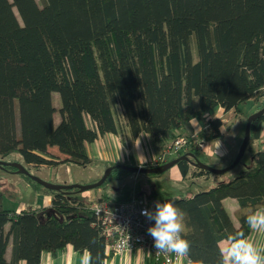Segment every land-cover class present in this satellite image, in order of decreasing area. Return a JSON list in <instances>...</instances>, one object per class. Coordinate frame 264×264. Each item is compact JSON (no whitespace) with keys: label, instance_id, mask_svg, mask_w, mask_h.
Segmentation results:
<instances>
[{"label":"trees","instance_id":"obj_1","mask_svg":"<svg viewBox=\"0 0 264 264\" xmlns=\"http://www.w3.org/2000/svg\"><path fill=\"white\" fill-rule=\"evenodd\" d=\"M247 100L255 111L264 105V0H0V160L85 166L86 145L123 128L134 138L150 135L158 154L149 167L183 154L193 160L195 145L160 159L174 131ZM205 121L198 137L218 138L221 118ZM263 122L264 115L251 122V161L240 174L161 201L186 214L194 262L218 264V242L230 232L249 234L246 216L264 206V142L251 147ZM176 165L182 177L215 175L189 160ZM112 166L101 186L130 174ZM0 170L17 173L12 165ZM18 175L50 194L51 204L16 212L4 207L0 186V264H39L42 252L67 245L104 262L102 227L82 191L49 190ZM228 197L237 201L232 214L222 203Z\"/></svg>","mask_w":264,"mask_h":264},{"label":"crops","instance_id":"obj_2","mask_svg":"<svg viewBox=\"0 0 264 264\" xmlns=\"http://www.w3.org/2000/svg\"><path fill=\"white\" fill-rule=\"evenodd\" d=\"M216 112L219 113L217 116L221 118L220 116H222L223 110L219 107L215 109L214 113ZM210 117L211 118L216 117V114L210 116L208 115L203 119H197V120H199L202 127H204L206 122L205 120ZM188 122L182 125L179 129H176L174 131V135H180V134L188 135L195 132L196 131L195 128H193L192 125H190ZM221 127H223V124ZM214 140L215 139L210 141H205V145H208V143L213 142ZM138 141H140V144L139 147H136L135 143H137ZM261 142H264V122L262 123V127H261L260 139L256 140L251 144L252 149L254 150L259 149L262 146ZM86 148L88 155L91 159V163L85 166H78L72 163H58L55 165L42 164L37 167L29 164L26 165V167H30L36 170L37 172H41L42 174H44V176L42 177L43 180L46 181L48 180L49 182L58 183V184H71V183L88 184L98 180L102 176L104 170L107 167L112 166L114 164L126 163L135 166L149 167V165H151L152 163L154 164L156 163V157L158 154L156 146L154 145V142L149 134L145 132H141L137 137L134 138L130 135V132L127 128H123L121 135L114 133H105L99 136L94 142L87 144ZM201 150L205 152L204 155H207L204 158H206L209 161H218L221 160L223 157H225L224 155L218 156L221 159L217 160V158L211 155L210 152L207 153L206 150L204 149ZM49 151L54 155L59 154L58 149L55 146L50 147ZM246 151H248L251 159V154H250L251 151L245 150V152ZM233 152L234 149L232 148V154H230V156L228 157V159L230 160L227 161L223 166L228 165L233 160L235 154V153L233 154ZM139 156H143L146 159V162L144 163L143 158ZM73 167H80L79 168L80 170H78V168H73ZM87 167L91 169L88 170L89 172L83 173V171ZM173 167L171 168V171L169 170L167 172H164L163 174L155 176L154 178L153 176L152 177L148 176L147 178H145L148 183L156 182V184H159L160 189L161 188L165 189L164 193H166V195L165 196L160 195L157 201L161 202L162 200L168 199L170 197H182V196L185 197L191 195L197 192L198 190L205 189L203 188V184L205 183L211 184L206 187L208 188L209 186H212L214 181L217 182L221 179L218 178L216 180H212L209 177L208 178H205L203 176L189 177L188 175L186 177H182L178 167L177 166L175 168ZM0 171L10 175V177H12V179H14V181L16 182L17 190L15 189L13 193L15 194L17 193L18 197L17 198L14 197L11 192L7 194L8 197H10L11 199L15 198L14 202L17 203L15 209L13 210L19 212L24 208H40V207L50 206L51 204L50 194L44 193L39 190H35L28 182H26L23 178H21V176H19L17 173L7 172L2 170ZM138 175L139 174L136 173H130L124 177L112 179L107 182L105 188L100 187V188L85 190L80 194V196L82 198H85L90 203L99 199H106V200L124 199L120 197L121 193H119V191L121 190L120 188L124 184V181L126 179L140 178V176ZM13 176L14 177L17 176L19 179L13 178ZM144 191H146L144 193H147V197L144 193H139V194L135 193L134 196L144 197L147 200L151 201L150 199L151 191H149L148 189H144ZM222 203L229 214H232L234 209L237 207V201L234 198H230V197L225 198L223 199ZM234 221L236 222V220ZM255 239L259 246L264 247V233H257L255 235ZM82 253L83 252L75 251L71 245H67L62 250L56 251L55 254H52L50 252H42L41 260L39 264H80V257ZM107 254L108 256L104 260V264H155L152 261L148 252L138 249L127 251L121 255H115L112 253H107ZM18 264H24V262L20 261ZM172 264H176V262ZM183 264H187V260H184Z\"/></svg>","mask_w":264,"mask_h":264},{"label":"clouds","instance_id":"obj_3","mask_svg":"<svg viewBox=\"0 0 264 264\" xmlns=\"http://www.w3.org/2000/svg\"><path fill=\"white\" fill-rule=\"evenodd\" d=\"M188 123L195 128V132L203 131L200 121L195 117H191ZM225 131L226 128L221 127V132ZM213 142L208 145L203 144L202 147L204 150L210 151L211 155L218 160L221 141ZM139 144L140 141L135 143V146L139 147ZM139 157L143 158L144 163L146 162L143 156ZM142 215L154 221V225L150 226L147 232L154 240L157 253H163L166 256L174 253L176 264H183L184 260H187V264H204L203 261L194 262L189 257L191 242L183 236L186 214L174 202L164 201L161 203L157 201L154 211L145 209L142 211ZM245 222L251 230L249 234H245L244 231L230 232L218 242L220 256L218 264H264V247L259 246L255 239L257 233H264V206H258L251 210L246 216ZM90 243L94 244L95 240ZM80 264H104V262L99 254L93 256L91 250L86 248L80 257Z\"/></svg>","mask_w":264,"mask_h":264},{"label":"built area","instance_id":"obj_4","mask_svg":"<svg viewBox=\"0 0 264 264\" xmlns=\"http://www.w3.org/2000/svg\"><path fill=\"white\" fill-rule=\"evenodd\" d=\"M207 127V123L205 124ZM205 141L198 137L197 132L188 135H176L163 150L161 160L176 155L179 150H189L194 145L200 148ZM218 155L223 152L218 151ZM90 209L102 227L106 240V251L121 255L127 251L138 249L149 253L155 264H172L176 262L175 254L157 253L154 240L147 229L154 221L142 215V211L155 210V202L144 197L131 196L125 200L99 199L90 203Z\"/></svg>","mask_w":264,"mask_h":264},{"label":"rangeland","instance_id":"obj_5","mask_svg":"<svg viewBox=\"0 0 264 264\" xmlns=\"http://www.w3.org/2000/svg\"><path fill=\"white\" fill-rule=\"evenodd\" d=\"M38 1H40V0H38ZM260 100L261 99H259V101ZM53 102L57 106H58V104H60V99H59V96H58L57 93H54V95H53ZM256 108L257 107H256V104L254 103V101L247 100L246 102H244V103L239 105V110H237V111L230 110V111H228L226 113L223 112L222 116H220V117L222 119L223 128H226V131L223 132L215 140H220L221 141V148L220 149L223 152V155L225 157H223L222 159L218 158V159H221V160H218V161H209L206 158H204L207 155H204L205 152L201 150V149H203V147L200 146L199 150L198 149L196 151H194L195 149L193 150L194 152H196V156L198 157V159L203 161V162H205V163H207V164H209L210 166H212L214 168H221L227 161L230 160V159H228V157L230 156V154H232V148L234 149L233 154L235 153L234 154V156H235L237 151H238V149H239V146L241 144L242 138H243L246 119L253 112H255ZM215 114H216V117H218L217 115L219 113L216 112V113H214V115ZM210 143H212V142H210ZM210 143H208V144H210ZM220 149H219V151H220ZM206 152L209 153L210 151L206 150ZM223 155H221V156H223ZM218 156H220V155H218ZM10 158L13 159V158H19V157H18L17 154H13V155L10 156ZM250 161H251L250 155H249L248 151H246L244 153V155L242 156L241 160L239 161V163L236 166H234L231 170H229V171L225 172L224 174H222L221 176L223 177V179L227 180V179H229V178H231L233 176H236V175L240 174L248 166ZM176 166L177 165H174L173 168H175ZM73 168H78V170H80L79 169L80 167H73ZM171 168L166 170V171H164V172H167L169 170L171 171ZM27 169L33 175L35 174L38 177H40L41 179H43L42 177L44 176V174H42L41 172H37L36 170H34L33 168H30V167H27ZM89 169H91V168L87 167L83 171V173L89 172L88 171ZM163 173H160V174H163ZM160 174H156V175L139 174L138 176H140V178L126 179L124 181L123 186L120 188L121 189L119 191V193H121L120 197L124 198V199H127V198H129L131 196H134L135 193L136 194L144 193V192H146V191H144V189H148L149 191L153 192V193L150 192L151 201L157 202V200L159 199L160 195L161 196H165L166 195V193H164L165 189H163V188L160 189L159 188V184H156V182L148 183L145 178H147L148 176L149 177L153 176V178H154L155 176H158ZM222 177H220L219 175H211L209 178L212 179V180H216V179L222 178ZM13 178H18V177L17 176L16 177L13 176ZM215 183H216V181H214L212 185H214ZM106 185H107V183L104 184L101 187L105 188ZM208 185H211V184H208V183L203 184V188H206ZM0 186H1V189H3V191L5 192L4 199H3L4 207L9 208V209H15V206L17 205V203L14 202L15 198L11 199L10 197H8L7 194L11 192L14 197H16V198L18 197L17 193L16 194L13 193L15 191L16 187H17L16 182L14 181V179H12V177H10V175H8L5 172L3 173V172L0 171ZM144 194L147 197V193H144ZM182 197H184V196H182Z\"/></svg>","mask_w":264,"mask_h":264},{"label":"water","instance_id":"obj_6","mask_svg":"<svg viewBox=\"0 0 264 264\" xmlns=\"http://www.w3.org/2000/svg\"><path fill=\"white\" fill-rule=\"evenodd\" d=\"M261 115H264V105L257 111L253 112L250 116L247 117L245 127H244V134L243 138L241 141V144L239 146V149L234 156L233 160L231 161L230 164L227 166L221 167V168H214L210 166L209 164L199 160L195 155L192 156L193 160H190L187 155L183 154L181 156L175 157L171 160H168L165 163H162L157 166H150V167H143V166H135V165H130L126 163H120L117 164L120 168L128 171L129 173H136V174H160L163 173L164 171L170 169L174 165L178 163L180 160H189L191 164L194 166L199 167L200 169H203L205 171H208L212 174L215 175H221L224 174L225 172L231 170L234 166H236L239 161L241 160L242 156L244 155V152L247 148V145L249 143L250 139V125L251 122L257 118H259ZM5 165H12L16 168V172L18 174H24L26 176H29L33 181H35L37 184L43 186L46 189L49 190H63V189H69V188H78L80 191H85V190H90L94 189L97 187H100L104 181L106 180L107 176L109 175L111 169L113 166L107 167L102 176L95 182L93 183H88V184H81V183H71V184H58V183H53L49 182L46 180L41 179L40 177L33 175L25 166H23L19 162H5L3 160H0V167L3 168Z\"/></svg>","mask_w":264,"mask_h":264}]
</instances>
